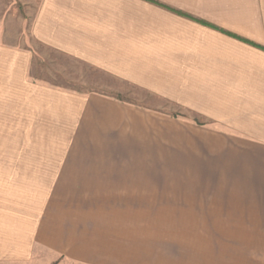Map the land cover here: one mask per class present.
Listing matches in <instances>:
<instances>
[{
    "label": "crops",
    "instance_id": "crops-1",
    "mask_svg": "<svg viewBox=\"0 0 264 264\" xmlns=\"http://www.w3.org/2000/svg\"><path fill=\"white\" fill-rule=\"evenodd\" d=\"M37 6L59 14L56 0ZM45 32L54 29L35 24ZM4 48L2 64L23 78L26 57ZM65 48L92 61L82 46ZM44 96L19 120L48 130L33 137L41 148L0 162V264H264V125L175 120L156 168L152 154L129 150V133L146 126L128 106L95 93Z\"/></svg>",
    "mask_w": 264,
    "mask_h": 264
},
{
    "label": "rangeland",
    "instance_id": "rangeland-1",
    "mask_svg": "<svg viewBox=\"0 0 264 264\" xmlns=\"http://www.w3.org/2000/svg\"><path fill=\"white\" fill-rule=\"evenodd\" d=\"M56 1L58 15H37L47 0H0V46L27 59L24 79L0 60V93L12 101L0 96V162L4 152L41 148L33 137L48 130L19 120L46 89L128 106L146 126L129 133V150L152 154L156 168L175 120L235 132L264 125V0ZM39 22L54 29L42 40Z\"/></svg>",
    "mask_w": 264,
    "mask_h": 264
}]
</instances>
